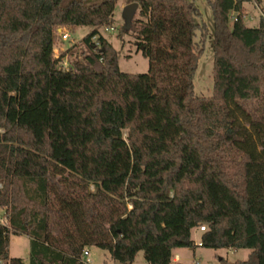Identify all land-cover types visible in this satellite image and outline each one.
Here are the masks:
<instances>
[{"label":"trees","instance_id":"1","mask_svg":"<svg viewBox=\"0 0 264 264\" xmlns=\"http://www.w3.org/2000/svg\"><path fill=\"white\" fill-rule=\"evenodd\" d=\"M135 1L119 37L148 59L138 75L120 71L100 33L117 0H0V264H86L90 248L119 264L139 252L182 264L175 253L195 248L200 227V247L264 264V14L251 28L252 0L208 1L205 98L194 93L208 33L195 3ZM83 26V60L64 71L58 31ZM11 235L30 238L28 263L10 257Z\"/></svg>","mask_w":264,"mask_h":264},{"label":"rangeland","instance_id":"2","mask_svg":"<svg viewBox=\"0 0 264 264\" xmlns=\"http://www.w3.org/2000/svg\"><path fill=\"white\" fill-rule=\"evenodd\" d=\"M197 6L201 20L208 29L207 37L204 42V52L199 60V65L194 78V93L198 97L210 98L213 96V37L214 19L209 0H192ZM137 4L135 0H117L114 11V24L106 30L101 28V35L114 47L118 53V65L121 72L138 75L146 74L149 71V61L141 51L138 50L135 39L131 34H122L121 30L127 25L129 19H137L138 5L134 12H127L131 4ZM245 23L248 27L258 26L262 14H264V0L258 3L246 2ZM93 31L90 27L61 28L58 33L60 39L57 41L53 56L62 58L60 67L62 70H69L76 60L82 61V51L84 46L81 43L84 37ZM97 42L96 39L93 40ZM5 215V209H0V218ZM199 229L193 230L195 248L179 250L182 264H234L237 261H246L250 250H212L198 246L200 243ZM31 240L26 235H11L9 240V255L12 258L22 259L28 263L30 256ZM90 264H119L112 260L110 254L98 248H90ZM133 264H148L144 253L139 252Z\"/></svg>","mask_w":264,"mask_h":264},{"label":"built area","instance_id":"3","mask_svg":"<svg viewBox=\"0 0 264 264\" xmlns=\"http://www.w3.org/2000/svg\"><path fill=\"white\" fill-rule=\"evenodd\" d=\"M252 2H254V3H256L255 2V0H252ZM233 21H236V17L234 16L233 17ZM106 30H108V29H106ZM111 30H113L112 28H111ZM0 188H1V185H0ZM7 224V218H6V216H2L1 218H0V225H6ZM206 227H200L199 228V231H200V233H203V232H205L206 231V229H205ZM198 246H202V243L200 242L199 244H198ZM84 256H85V263L86 264H90V259H89V249H86L85 251H84Z\"/></svg>","mask_w":264,"mask_h":264},{"label":"crops","instance_id":"4","mask_svg":"<svg viewBox=\"0 0 264 264\" xmlns=\"http://www.w3.org/2000/svg\"><path fill=\"white\" fill-rule=\"evenodd\" d=\"M242 9H243L244 22H245V15H246L245 3L243 4ZM245 24H246V23H245ZM192 238H193V232H192ZM193 240H194V238H193ZM89 256H90V251H89ZM174 261H175V262H180V263L182 262L181 254L178 253V251H176V253H175Z\"/></svg>","mask_w":264,"mask_h":264},{"label":"water","instance_id":"5","mask_svg":"<svg viewBox=\"0 0 264 264\" xmlns=\"http://www.w3.org/2000/svg\"><path fill=\"white\" fill-rule=\"evenodd\" d=\"M137 7V4H131L128 8H127V12H133Z\"/></svg>","mask_w":264,"mask_h":264}]
</instances>
